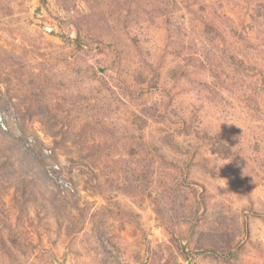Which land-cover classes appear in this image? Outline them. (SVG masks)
Returning a JSON list of instances; mask_svg holds the SVG:
<instances>
[{"label": "rangeland", "instance_id": "rangeland-1", "mask_svg": "<svg viewBox=\"0 0 264 264\" xmlns=\"http://www.w3.org/2000/svg\"><path fill=\"white\" fill-rule=\"evenodd\" d=\"M0 264H264V0H0Z\"/></svg>", "mask_w": 264, "mask_h": 264}]
</instances>
